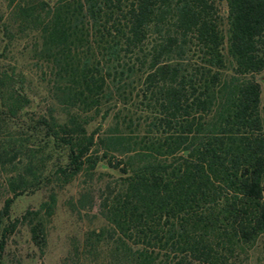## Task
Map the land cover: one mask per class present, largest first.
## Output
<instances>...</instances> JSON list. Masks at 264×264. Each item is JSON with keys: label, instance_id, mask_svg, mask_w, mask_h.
I'll return each mask as SVG.
<instances>
[{"label": "trees", "instance_id": "trees-1", "mask_svg": "<svg viewBox=\"0 0 264 264\" xmlns=\"http://www.w3.org/2000/svg\"><path fill=\"white\" fill-rule=\"evenodd\" d=\"M0 42V264L23 234L45 255L82 176L100 223L58 264L264 255V0H0Z\"/></svg>", "mask_w": 264, "mask_h": 264}, {"label": "rangeland", "instance_id": "rangeland-1", "mask_svg": "<svg viewBox=\"0 0 264 264\" xmlns=\"http://www.w3.org/2000/svg\"><path fill=\"white\" fill-rule=\"evenodd\" d=\"M0 47H2L1 42ZM22 62L24 61L22 60ZM1 64H5V60L0 59V66ZM26 73L28 79L32 80V85L38 93L44 94L42 87L38 83V75L32 65L27 64ZM258 79L262 80V101H264V72L261 76H258ZM105 125H108V123ZM99 169L114 172L106 164H101ZM96 184H101L97 176L94 181H89L85 176H82L60 195L57 214L49 225L50 238L45 255L41 256L29 244L28 236L23 234L17 237L16 242L11 243V258H15L21 264H58L72 239L81 238L82 231L86 230L87 226L98 225L100 223L98 214L100 190ZM89 185L92 186V188H89V208L82 209L79 207L77 201L80 197V192L83 188L89 187ZM44 198L45 195L43 192L19 198L13 208L14 215L19 216L27 209L38 207ZM67 201L74 203L76 206L75 210L68 205ZM91 206L92 208H90ZM252 264H264L263 252L258 254V258H255V262Z\"/></svg>", "mask_w": 264, "mask_h": 264}, {"label": "water", "instance_id": "water-1", "mask_svg": "<svg viewBox=\"0 0 264 264\" xmlns=\"http://www.w3.org/2000/svg\"><path fill=\"white\" fill-rule=\"evenodd\" d=\"M189 151L187 150V151H185V153L187 154Z\"/></svg>", "mask_w": 264, "mask_h": 264}]
</instances>
